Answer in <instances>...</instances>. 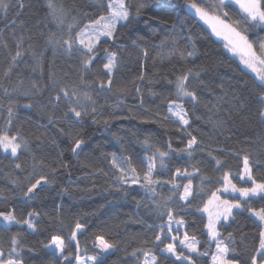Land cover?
<instances>
[{
    "label": "trees",
    "instance_id": "trees-1",
    "mask_svg": "<svg viewBox=\"0 0 264 264\" xmlns=\"http://www.w3.org/2000/svg\"><path fill=\"white\" fill-rule=\"evenodd\" d=\"M8 2L12 6L7 16L0 12V29L3 30L0 32V105H3L0 107V128L5 126L11 101L14 106L12 133L25 138L28 149L20 152L18 159L0 151V196L5 197L0 200V210L16 208L18 218L32 210L40 215L34 218L35 231L19 225L5 231L0 222V250H3L5 259L8 258L11 238L17 235L20 247L12 254L13 259L21 264H52L51 250L45 249L44 245L49 243L51 235L69 236L77 222L86 227L85 233L78 235V240L82 250L87 247V255L93 254L92 243L97 235L115 244L105 264H134L132 251L151 247L143 243L151 238L152 233L141 220L159 222L152 194L139 185L117 190L115 170L109 163L110 154L115 153L118 157L130 155L133 164L139 167L140 157L150 154L145 151V138L155 146L163 147L170 140L173 148L185 147L187 135L177 131L171 121L161 123L154 119L153 114H166L167 101L175 93L174 85L168 81H174L189 69L198 72V79L204 81V86L197 88L203 103L194 112L191 104L185 105L192 120L189 131L201 143L192 157L186 153L183 156L173 154L166 159V168H161L157 162L156 173L163 181L171 180L177 167L193 172V191L200 195L192 200L190 207H181L182 202L170 205L176 218L185 220L184 230L201 242L207 240L203 229L207 217L197 208H202L211 193L221 187L218 181L225 171L238 177L243 170L244 155L249 156L254 178L264 181V122L256 114L260 107L257 101L260 89L256 86L255 76L224 47L204 22L198 17L193 18L185 7L190 0H178L175 7L162 11L155 7L147 10L145 19L156 15L169 21L167 25L154 21L155 31H149L143 20L119 29L117 43L124 47L118 52L111 88L105 91L99 88L101 81L107 84L108 79L104 75L103 62L98 61L85 73L75 56L70 57L62 51L54 53L52 46L47 44L49 32L67 35V24L72 23L73 16L80 19L85 12L92 16L103 14L99 7L102 0H53L58 8L63 7L68 13L63 29H58L49 15L48 0ZM18 2H23V10L17 7ZM227 10L233 20L237 18L235 8ZM17 12L21 14L14 34L5 25L16 17ZM178 17L184 21V26L171 31V24ZM21 36L24 37L23 55L12 66L11 55L15 54ZM134 40L136 45H133ZM192 43H195L196 52L188 57L186 54ZM103 47L109 52L117 51L111 43ZM144 49L148 52L146 58ZM180 52L185 54L183 59ZM99 55L105 53L101 51ZM9 67L12 68L10 72ZM33 83L39 92L32 88ZM54 83L79 88L80 103L89 109L82 126L72 125L70 118L64 116L67 107L63 102L58 107L49 103V98L55 94ZM196 83V80L192 81L193 86ZM136 87L140 88L139 93ZM4 89H8L7 94ZM85 92L91 100L84 96ZM141 98L144 100L143 109L139 107ZM29 103L33 107L25 108L24 105ZM93 107L96 113L91 112ZM197 116L200 119H196ZM49 117L53 118V123H49ZM220 120L224 122L223 127L214 126ZM77 134L85 139L78 156L70 150ZM213 157L223 162L219 170ZM61 161L67 162L68 167H59ZM17 163L21 165L20 169L15 167ZM193 166L200 171L195 172ZM53 167L56 168L55 182L45 184L34 200L24 203L26 198L22 189L26 190L29 179H38L41 175L51 177ZM99 169L108 175L101 174ZM233 180L239 186H251L250 181ZM176 182L184 184L187 179L180 177ZM170 188L171 184L156 186L157 198L166 199L171 195ZM251 206L264 207V200L252 198ZM233 215L234 219L223 222L218 228L224 237L232 233L240 253L256 242L258 221L243 209L236 210ZM203 248L202 244L201 250ZM192 255L195 258V254ZM209 261L210 257H204L200 264H209Z\"/></svg>",
    "mask_w": 264,
    "mask_h": 264
},
{
    "label": "snow or ice",
    "instance_id": "snow-or-ice-1",
    "mask_svg": "<svg viewBox=\"0 0 264 264\" xmlns=\"http://www.w3.org/2000/svg\"><path fill=\"white\" fill-rule=\"evenodd\" d=\"M11 4L8 0H0V12L7 16ZM17 7L20 10L24 9L23 2H18ZM49 15L58 29H63L65 20L68 15L63 7H57L53 0H48ZM103 14L92 16L90 13H83L80 19L76 16L72 17V23L67 24V35H58L57 32H49L47 36V44L51 45L54 53L62 51L64 54L72 57L75 56L82 68L83 72H88L98 61L103 62L104 75L107 76V84L103 81L99 84L101 91L110 90L113 83L112 73L117 68L118 52L123 50V45L118 44L119 29L126 28L129 24L138 23L143 20V23L149 31H155L153 22L167 25L168 20L159 16L153 15L145 19L146 11L150 8L163 10L172 7L168 0H102L99 5ZM185 7L192 13L193 18L198 17L211 28V32L222 37L226 41L224 47L233 54H239L241 63L255 74L257 87L260 93L257 97L259 108L257 116L261 122H264V0H190ZM235 8L236 19H232L227 9ZM21 12L16 13V17L11 19L10 23L5 27L12 30L15 34L17 27V19ZM241 25L244 27L241 28ZM178 26L183 27L184 21L177 18L171 24V31H174ZM3 30L0 29V32ZM31 39V37H28ZM191 40V38L189 37ZM24 37L21 36L16 43V51L11 55L12 66L18 62V58L23 55L22 43ZM111 43L117 51L109 52L103 45ZM133 41V45H136ZM163 41L161 44L163 45ZM175 42L173 41V45ZM4 47L8 45L5 43ZM31 47V45L29 46ZM175 50V49H173ZM105 53L100 56V52ZM195 43H192L190 51H187V56L195 55ZM143 55L148 56L147 49L143 50ZM183 59L184 52H180ZM106 61V62H104ZM39 63V62H38ZM12 70L9 67L8 72ZM35 71V69H33ZM7 75V72L5 73ZM199 73H193L191 69L177 76L174 81H168L173 84L175 93L172 98L167 101L166 114L156 112L154 119L161 123L171 121L176 125L177 131L183 132L188 139L185 147L173 148L171 141L166 142V145L155 146L149 143V138H145L144 145L147 154L139 159V167L133 164L132 156H117L115 153L110 154L109 163L115 170L113 175L115 179V187L117 190L124 189L125 186L131 187L139 185L146 192L151 193V199L155 209L156 220L159 222L148 223L141 220L145 224L147 230L152 233L151 238L145 239V245L150 244L151 247H142L134 249L131 256L134 258V264H200V259L210 257L209 264H264V207L253 208L251 206L252 198L264 200V181H257L249 164V156H243V170L238 174V177H233L230 172L225 171L220 177L218 183L221 187L211 193V196L203 207H198L197 211L207 214V222L203 225L206 230L205 235L207 240L201 242L194 234H189L187 231L181 233V229L186 226L183 218L177 219L176 213L170 205H175L179 202L181 207H190L192 200L197 198L200 193L194 192L192 187L193 172L187 168L177 167L171 180H161L157 173V162L161 168H166V159L173 154L183 156L187 154L192 157L193 153L199 147L201 142H198L197 137L192 134V120L189 115V110L185 107L186 104H191L192 111L203 103L201 96L198 94L197 88L204 86V81L199 80ZM83 76L81 80L83 81ZM140 79L143 80V74ZM197 83L193 86L192 81ZM223 88V85H220ZM37 92L40 89L35 83L32 85ZM136 92H140V88L136 87ZM8 93V89H4ZM55 94L49 98V103L53 107H58L61 102L67 107L64 113L66 118H70L72 125H83V118L89 114V109L80 103V91L77 86L69 88L67 85L61 87L54 83ZM27 94V93H26ZM87 97V92L84 93ZM91 100V97H87ZM94 103V102H93ZM144 100H139V107L143 109ZM119 107V103L117 104ZM207 106V105H205ZM3 107V105H0ZM25 108H32V104L24 105ZM242 107V105H240ZM79 109V110H78ZM237 111L239 108L236 109ZM96 108H91L92 113H96ZM7 120L5 126L0 128V151L9 154L11 157L19 158V153L28 149V141L19 133H12L14 106L9 102L7 107ZM200 119V117H196ZM52 117H49V123H53ZM95 122V118H94ZM222 120L215 122L216 127H223ZM63 131V129H61ZM85 144V139L79 134L74 137V143L71 147V152L74 155H79V151ZM62 155V154H61ZM211 155V153H209ZM239 155V154H237ZM217 170L223 167V162L213 157ZM17 169L21 165H15ZM59 167L67 168L68 164L61 161ZM195 172H199V168L193 166ZM103 175H108L103 169L98 170ZM52 175H41L38 179H29L25 185L26 190L22 189L23 196L26 198L24 203L34 200L39 190L49 183L55 182L56 168L51 169ZM186 178L187 183H177V178ZM238 178L242 182H251L250 187H238L233 183V179ZM203 180L204 177H201ZM15 184L16 181H13ZM171 184L169 195L166 199H158L156 186ZM182 188V191L180 189ZM239 194L243 199L230 200L226 197L222 198V194ZM127 195V191L124 192ZM5 197L0 196V200ZM139 203V202H138ZM243 209L251 213L258 221V233L255 237L256 242L253 246L243 249L240 253L237 252L235 240L231 232L227 237H224L217 227L227 222L229 218L234 219L233 210ZM16 208L8 210H0V222L3 223L4 230H10L11 226H27L32 231L36 230L34 218H38L40 213L32 210L28 211L26 216L18 218ZM166 217V219H165ZM86 227L84 224L77 222L74 230L70 235L65 237L59 234L51 235L49 243L45 244V249H50L53 257L52 264H105L107 256L115 248V244L111 243L102 235H97L92 243V255H87V247L81 249L78 235L85 233ZM202 244L204 245L201 250ZM214 246V250H213ZM10 251L8 258L5 259L3 250H0V264H21L17 259L12 258V254L16 253L20 247V241L17 235H14L10 240ZM192 254H195V258Z\"/></svg>",
    "mask_w": 264,
    "mask_h": 264
},
{
    "label": "rangeland",
    "instance_id": "rangeland-1",
    "mask_svg": "<svg viewBox=\"0 0 264 264\" xmlns=\"http://www.w3.org/2000/svg\"><path fill=\"white\" fill-rule=\"evenodd\" d=\"M203 22V21H202ZM207 25V24H206ZM208 26V25H207ZM209 27V26H208ZM210 28V27H209ZM211 29V28H210ZM217 38H219L224 44L226 43V41L225 40H223V38L222 37H217ZM231 53V52H230ZM233 56H235L239 61H240V56H239V54H233V53H231ZM241 62V61H240ZM242 64V63H241ZM243 65V64H242ZM243 67L244 68H246L244 65H243ZM248 71H250L251 72V70L250 69H248V68H246ZM254 76H255V74L253 73V72H251ZM250 164V163H249ZM251 166V165H250ZM233 183H235L234 182V180H233ZM237 186L238 187H241V186H239L238 184H237ZM243 187H245V186H243ZM224 197H226V198H228V199H230V200H233V199H237L238 197H239V194L237 193V194H222V198H224ZM240 198V197H239ZM241 199V203H242V198H240ZM236 210H241V209H234L233 210V213L236 211ZM205 215H206V217H207V214L206 213H204ZM229 219H231V218H229ZM2 223V222H1ZM3 224V223H2ZM219 226V225H218ZM217 226V227H218ZM181 233H183L185 230H184V228H182L181 230Z\"/></svg>",
    "mask_w": 264,
    "mask_h": 264
},
{
    "label": "water",
    "instance_id": "water-1",
    "mask_svg": "<svg viewBox=\"0 0 264 264\" xmlns=\"http://www.w3.org/2000/svg\"><path fill=\"white\" fill-rule=\"evenodd\" d=\"M168 2L172 5V7H175L178 3V0H168Z\"/></svg>",
    "mask_w": 264,
    "mask_h": 264
}]
</instances>
